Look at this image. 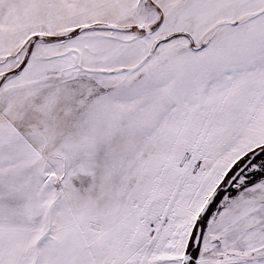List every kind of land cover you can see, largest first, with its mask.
I'll use <instances>...</instances> for the list:
<instances>
[{"label": "snow or ice", "instance_id": "1", "mask_svg": "<svg viewBox=\"0 0 264 264\" xmlns=\"http://www.w3.org/2000/svg\"><path fill=\"white\" fill-rule=\"evenodd\" d=\"M0 264H264V0H0Z\"/></svg>", "mask_w": 264, "mask_h": 264}]
</instances>
